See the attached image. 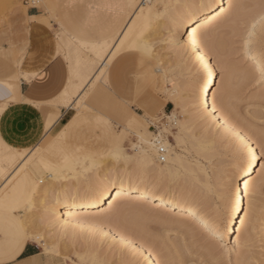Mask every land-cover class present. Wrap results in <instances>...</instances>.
I'll return each mask as SVG.
<instances>
[{
    "label": "snow or ice",
    "instance_id": "obj_1",
    "mask_svg": "<svg viewBox=\"0 0 264 264\" xmlns=\"http://www.w3.org/2000/svg\"><path fill=\"white\" fill-rule=\"evenodd\" d=\"M177 7L4 5L0 118L44 120L0 156V264H264V0ZM37 24L52 47L29 42Z\"/></svg>",
    "mask_w": 264,
    "mask_h": 264
},
{
    "label": "crops",
    "instance_id": "obj_2",
    "mask_svg": "<svg viewBox=\"0 0 264 264\" xmlns=\"http://www.w3.org/2000/svg\"><path fill=\"white\" fill-rule=\"evenodd\" d=\"M27 11L32 15L37 14L31 9H28ZM27 38L30 43L38 44L43 48H50L55 42L54 32L47 28V26L39 24L28 30ZM0 119L4 121L3 134L5 137V143L16 147L18 123L20 121H27L28 126H34L35 129H40L41 123L44 120V114L37 109L17 107Z\"/></svg>",
    "mask_w": 264,
    "mask_h": 264
},
{
    "label": "bare ground",
    "instance_id": "obj_3",
    "mask_svg": "<svg viewBox=\"0 0 264 264\" xmlns=\"http://www.w3.org/2000/svg\"><path fill=\"white\" fill-rule=\"evenodd\" d=\"M171 2H174L175 4L179 3V4H176L178 6L176 8V15H177L178 19H184L186 14L190 15L191 13L196 11L194 5L198 2V0H171ZM236 2H239V0H236ZM185 5H192L193 7L186 8V7H184ZM223 22H225V20L220 19V20H214L211 24L205 25V32H206L207 36L210 38H214L217 34L218 26H221L223 24ZM181 30L188 32L190 34L191 25H189L188 28H182ZM185 39H187V36H185ZM224 44H225V42H224ZM224 44L222 46H225ZM220 51H221V54L223 55L222 48H220ZM189 55H191V50H189ZM225 62L227 63V61H225ZM169 143H171L170 140H169ZM9 147H13V146H10L9 144L4 142V146H0V156H3V154L6 153V150ZM92 211H94V210H92Z\"/></svg>",
    "mask_w": 264,
    "mask_h": 264
},
{
    "label": "rangeland",
    "instance_id": "obj_4",
    "mask_svg": "<svg viewBox=\"0 0 264 264\" xmlns=\"http://www.w3.org/2000/svg\"><path fill=\"white\" fill-rule=\"evenodd\" d=\"M24 2H25V0H0V15H2L3 12L5 11V8H4L5 4L24 3ZM54 2H60V0H54ZM239 2H252V0H239ZM176 4H179V3H176ZM9 11L12 12L14 10L9 9ZM225 23H226V21L223 22V24L221 26H223ZM220 39L223 40V44L225 42V44H224L225 46H222L221 48L223 50V52H222L223 55L226 56L225 57L226 58L225 61H227L226 64H228V63H231V64L238 63L239 62L238 43L236 41L225 40L223 36H221ZM65 123H66V120H62L61 123L58 126H56V128L54 129V131L52 132V135H56L63 128ZM149 130L152 131L153 129L150 127ZM210 134L211 135H215L216 134V130L212 129ZM192 163H195V160H193Z\"/></svg>",
    "mask_w": 264,
    "mask_h": 264
},
{
    "label": "built area",
    "instance_id": "obj_5",
    "mask_svg": "<svg viewBox=\"0 0 264 264\" xmlns=\"http://www.w3.org/2000/svg\"><path fill=\"white\" fill-rule=\"evenodd\" d=\"M161 154H163V153H161Z\"/></svg>",
    "mask_w": 264,
    "mask_h": 264
}]
</instances>
